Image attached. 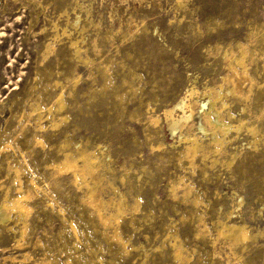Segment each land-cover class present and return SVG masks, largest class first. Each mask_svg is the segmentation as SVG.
<instances>
[{"label":"rangeland","instance_id":"rangeland-1","mask_svg":"<svg viewBox=\"0 0 264 264\" xmlns=\"http://www.w3.org/2000/svg\"><path fill=\"white\" fill-rule=\"evenodd\" d=\"M0 264H264V0H0Z\"/></svg>","mask_w":264,"mask_h":264},{"label":"bare ground","instance_id":"bare-ground-1","mask_svg":"<svg viewBox=\"0 0 264 264\" xmlns=\"http://www.w3.org/2000/svg\"><path fill=\"white\" fill-rule=\"evenodd\" d=\"M77 50V49H76ZM244 73V72H243ZM237 75V74H236ZM242 79V78H241ZM233 90L235 91L236 90V86H233ZM202 106V105H201ZM168 115V113H166V116ZM188 117H184L183 118V122L187 119ZM177 124V122L176 121H174V120H171V123H170V125H172V126H175ZM209 124L211 125V130L212 131H216V130H218L221 134H223V133H225L226 132V130H227V124L226 123H224L222 120H220L218 117L217 118H215L214 120L213 119H211L210 117H209ZM217 131V132H218ZM61 165V164H60ZM76 162H74V161H72V159L69 157V156H65V163H64V165H61V166H57L58 167V169L61 171L62 169L64 170V169H74L75 167H76ZM92 167V163H91V161H90V156H87V155H85V156H83V162H82V169L83 170H87V169H90ZM22 187V186H21ZM15 191V190H14ZM19 191V190H18ZM22 192H24V191H22ZM21 192V193H22ZM17 194H19V193H17ZM24 194H25V192H24ZM24 196V195H23ZM25 197H27V194H26V196ZM90 197V196H89ZM94 197V196H93ZM12 199V198H11ZM26 199V198H25ZM13 200V207H14V209L16 210L17 209V212L19 211V212H23V211H25L26 210V206H25V204H24V202H23V197H22V195L20 194V195H18V196H14V198L12 199ZM11 200V201H12ZM27 201V200H26ZM95 201H97V200H95V199H91V202L95 205V208H96V211L98 212V217H99V219L103 222V223H106V222H108L109 221V219L108 218H106L104 215H102L101 213H100V206L102 205V202H99L98 201V203L97 202H95ZM89 202V201H88ZM12 203V202H11ZM10 203V204H11ZM4 211V210H3ZM25 212H23V214H24ZM22 214V213H21ZM112 224V223H111ZM229 231L234 235V240H243L242 238H245V235H246V233L242 230V229H236V228H234V227H230V229H229ZM117 234V233H116ZM20 239V238H19ZM117 240V239H116ZM19 242V241H18Z\"/></svg>","mask_w":264,"mask_h":264}]
</instances>
